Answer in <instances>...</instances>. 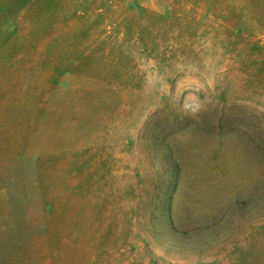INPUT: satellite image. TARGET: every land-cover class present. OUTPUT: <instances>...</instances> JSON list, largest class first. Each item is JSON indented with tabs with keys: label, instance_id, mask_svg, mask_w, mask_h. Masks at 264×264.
Masks as SVG:
<instances>
[{
	"label": "rangeland",
	"instance_id": "rangeland-1",
	"mask_svg": "<svg viewBox=\"0 0 264 264\" xmlns=\"http://www.w3.org/2000/svg\"><path fill=\"white\" fill-rule=\"evenodd\" d=\"M0 264H264V0H0Z\"/></svg>",
	"mask_w": 264,
	"mask_h": 264
}]
</instances>
